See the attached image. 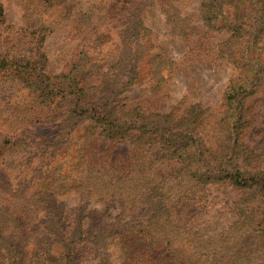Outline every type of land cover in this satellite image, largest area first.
I'll use <instances>...</instances> for the list:
<instances>
[{"label":"trees","instance_id":"16d2710c","mask_svg":"<svg viewBox=\"0 0 264 264\" xmlns=\"http://www.w3.org/2000/svg\"><path fill=\"white\" fill-rule=\"evenodd\" d=\"M64 1L24 0V17L35 23L0 53V264H154L129 252L134 238L163 245L180 264H264V145L254 154L241 142L247 101L264 86V0ZM194 4L203 34H227L218 57L238 72L208 145L199 132L207 109L179 116L136 103L153 97L174 65L144 30L143 12L157 7L184 39L195 28L181 11ZM58 20L75 25L79 52L66 73L51 75L40 48ZM94 134L132 147L116 179L88 164ZM170 162L167 190L152 170ZM210 186L237 193L231 221L219 231L187 228L171 203L203 208ZM11 231L19 246L4 239Z\"/></svg>","mask_w":264,"mask_h":264},{"label":"rangeland","instance_id":"374dc122","mask_svg":"<svg viewBox=\"0 0 264 264\" xmlns=\"http://www.w3.org/2000/svg\"><path fill=\"white\" fill-rule=\"evenodd\" d=\"M64 3L73 6L74 0H65ZM23 6L24 0H0L4 17L0 24V53L15 43V34L19 29L31 27L35 23L34 19H25ZM54 14L53 12L52 16ZM181 16L195 28V35L184 39L173 36L155 6L143 12L141 22L144 30L149 37L156 39L162 54L174 65L160 90L153 97L140 95L136 103H141L143 111L167 114L176 110L179 116L193 105L207 109L199 132L208 145V142L212 141L213 123L222 114L220 104L225 88L238 72L218 57L219 45L226 40L227 34H203L204 29L195 4L183 9ZM74 26L69 21L58 20L43 40L40 52L46 59L45 69L51 75L66 73L77 59L79 43L75 37ZM150 42L153 41L150 39ZM142 67L143 70L139 71L140 81L147 77V70L144 65ZM94 81L92 78L89 83L94 84ZM246 107L249 110V126L243 132L241 142L254 154H259L264 145V86L247 101ZM131 150L132 147L127 143L109 144L97 134H94L84 148L88 164H99L100 171H110L114 179L127 166ZM175 167L173 162L158 164L153 168L152 176L156 182L163 183L165 189L172 190L174 182L169 174L170 169ZM206 195L203 208L172 202L170 208L174 217L189 229L215 227L217 231L225 230L231 221V209L238 199L237 193L227 186H210L207 187ZM16 215L25 223V209L20 208ZM4 239L15 246L20 244V237L14 231L5 235ZM128 250L130 253H145L154 264H180L179 260L170 258L163 245L151 248L147 247L144 241L134 238L128 242Z\"/></svg>","mask_w":264,"mask_h":264}]
</instances>
